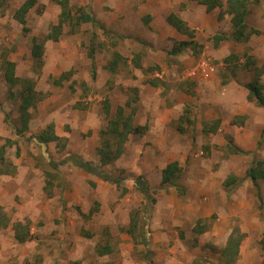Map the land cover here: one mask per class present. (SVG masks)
Returning a JSON list of instances; mask_svg holds the SVG:
<instances>
[{
	"label": "rangeland",
	"instance_id": "rangeland-1",
	"mask_svg": "<svg viewBox=\"0 0 264 264\" xmlns=\"http://www.w3.org/2000/svg\"><path fill=\"white\" fill-rule=\"evenodd\" d=\"M199 1L68 0L73 13L81 7L95 23L82 24L75 33L65 28L60 41L43 46L41 61L35 64L32 39L43 38L57 22L56 2L37 0V9L27 15L29 30L22 33L13 22L17 2L0 0V67L1 60L18 57L15 74L21 80L11 86L0 72V154L2 150L5 160L0 162V208L11 223H28L30 232V239L19 244L11 225L0 231V264H221L217 250H212L213 260L192 259V254L201 255L208 245L220 248L210 243L215 240L207 232L222 221L225 210L233 212L231 230L236 228L233 232L241 243L248 242V247L255 236L264 241V180L254 185L244 178L253 153L264 161V107L246 101L245 86L256 71L252 64L243 66L249 56L258 68L264 59V0L251 1L246 19L261 34L243 43L221 41L217 47L212 37L230 33V17L225 14L219 20L222 8L206 13ZM169 13L196 29V51L167 55L174 44L189 40L168 26ZM91 45L94 78L87 56ZM138 56L140 68L133 65ZM202 61L213 66L214 73L207 79L188 77ZM153 78L159 80L156 86L148 83ZM260 78L264 83V74ZM28 82L38 98L31 109L34 133L20 131L15 118L18 92ZM58 113L70 116L66 123L57 120ZM234 113L244 116L242 126L231 124ZM120 117L147 127L143 135H128L117 161L99 166L102 174L123 179L127 192L122 196L121 189L102 175L89 174L71 162L81 157L98 167V149L106 138L112 145L107 150L115 153L116 139L100 133ZM187 118L192 125L185 124ZM216 119L219 127L209 135ZM225 120L230 127L221 124ZM50 122L59 134H66V142L44 145L35 139L40 126ZM179 126H184V133L178 132ZM247 133L255 140L252 154H231L229 143L240 136L247 139ZM242 146L250 149V142ZM172 161L181 168L180 178L174 186H161L160 171ZM226 166L230 169L222 174ZM230 175L234 182L227 187L223 183ZM138 176L154 198L161 196L149 215L142 210L144 195L133 184ZM198 193L200 202H210L215 211L205 224L206 234L198 233L197 226H205L192 214ZM167 208L169 219L164 217ZM132 216L138 220L135 235L147 233L146 248L135 245L126 231ZM222 240L223 248L227 237ZM104 245L113 251L97 256L96 248Z\"/></svg>",
	"mask_w": 264,
	"mask_h": 264
},
{
	"label": "trees",
	"instance_id": "trees-1",
	"mask_svg": "<svg viewBox=\"0 0 264 264\" xmlns=\"http://www.w3.org/2000/svg\"><path fill=\"white\" fill-rule=\"evenodd\" d=\"M56 2V5L59 8V14L57 16V22L53 24L50 29L48 30L47 34L43 36L41 39L33 38L32 39V45L30 47V55L32 59L34 60L35 64L40 63L41 57L43 55V46L46 41H53L58 42L61 34L63 33L65 28H68L69 32L75 33L76 29L79 28L82 24L87 23H95V18L89 13L85 12L84 9L81 7L77 8L75 10V13L72 12V8L68 4V0H54ZM252 0H200L199 3L204 5L206 7V10L208 12L214 10L215 8H222L224 13H221L219 15V20L223 18V16L226 14L230 17V33L225 34L223 32L217 33L212 37L214 46L217 47L218 44L221 41H227L232 40L237 43H243L246 42L250 37L253 35H260L261 31L255 28H251L247 22L246 19L250 13L249 6ZM36 0H23L20 6L16 9L14 13V19L17 21L22 33H27L28 28L26 25V16L28 14V11L34 7ZM166 23H168L171 27H173L177 32L180 34L186 36L189 38L188 41H180L176 44H174L171 48V50L168 52V56H178L182 54L185 50H192L196 51L199 48V45L196 43V41L193 40L194 32L191 30L185 23L177 16L175 15H168L166 17ZM87 56L89 60L91 61V77L94 78V46H90L87 50ZM116 56V55H115ZM116 57H119L117 55ZM114 65L116 64V58L113 61ZM249 64H252V69H254L255 74L254 77L251 79L249 83L246 84V91H247V101L255 103L257 106L264 107V83L261 82L262 75L264 74V59L261 63V66L258 68L256 67V62L252 57H247L244 67H248ZM133 65L136 68H140V57H136V59L133 62ZM2 69H0V72L3 71L2 77L5 81V83H8L9 85L13 86L17 83H20L21 80L14 76V69L15 65L14 63L4 59L2 63ZM159 68H157L158 70ZM157 78H153L148 81V83L151 86H156L158 83ZM27 81H23V83H26ZM13 97V95H10ZM18 96L20 97V102L18 105V113L21 121V128L20 131H25L27 128V121L29 119V113L27 112V109L31 106H34L37 102L38 98L36 97V94L33 90H31L30 86H24L22 89L18 92ZM131 118H125L122 122H119L118 120L112 121L107 126L106 130L102 132L104 135H109L108 137H114L117 139L116 142V152L110 153L109 148L112 146L110 143V139L106 138L104 139V143L101 146L99 150L100 155V161L103 164H106L108 161L117 159L119 155L121 154V146L123 144V141H125L126 136L128 133H142V130L140 127L133 128L130 125ZM189 118L185 120V122H189ZM234 122V120H233ZM236 122V121H235ZM121 125H120V124ZM217 127V123H215L213 131H215V128ZM145 129V128H144ZM182 128L180 127L179 130ZM105 136V137H106ZM35 139L44 145H48L51 142L58 143L61 139L55 135L54 132V125L52 123L47 124L45 128L35 136ZM6 143L11 144L10 140H6ZM230 151H232L235 154H243V152L240 149H237L229 143ZM104 149H108L107 151H104ZM253 160L248 166V168L245 171L244 178L248 179L251 183L254 185H257L258 181L264 180V161L256 158L253 153ZM4 158H3V152L1 150L0 154V162L4 164ZM71 162L75 166H78L79 168L85 170V172L89 174H95V175H102V179L108 182L113 183L117 188L121 189V195L125 194L127 192L126 187H122L123 179L116 177V176H110L108 174H102L99 172V167L92 165L90 162L84 161L81 158L74 157L71 159ZM55 169V168H54ZM180 172L181 168L178 166L177 162H172L170 164H167L165 167H163L159 174V182L161 186H174L176 185V181L180 178ZM234 176H228V178L224 181L225 186H231L234 182ZM136 191H138L140 194L144 195V198L149 203H154V200L151 196V190L148 187L147 182L143 179V177L138 176L135 178L134 183ZM143 212L147 213L149 211V206L142 207ZM133 216L129 222L127 233L131 235L133 238L135 245H144V247H147V240L143 234L142 231L138 233L136 236V230H137V218H134ZM11 225V229L13 232V238L14 240L19 243L23 244L27 242L30 239V232H29V226L28 223H21L19 221L11 223L10 218L7 216V214L0 208V231L8 228ZM198 233H202L205 227L203 226H197ZM207 230V228H206ZM205 230V231H206ZM139 231V228H138ZM137 237V240H136ZM139 238V239H138ZM113 251L112 246L104 245L96 248V255L101 257L104 255H108ZM147 254H150V252H146ZM238 253V243L233 242V239L231 237V240L226 243L225 248L221 251V258L224 259L225 262H230L231 264L234 262L236 256ZM224 262V263H225ZM70 264H85L80 261H74Z\"/></svg>",
	"mask_w": 264,
	"mask_h": 264
},
{
	"label": "crops",
	"instance_id": "crops-1",
	"mask_svg": "<svg viewBox=\"0 0 264 264\" xmlns=\"http://www.w3.org/2000/svg\"><path fill=\"white\" fill-rule=\"evenodd\" d=\"M15 3L17 2V5L15 4V6H16V8H15V10H12V11H14V13H15V11H16V9L20 6V4L22 3V1L23 0H13ZM36 5H37V0H36V2H35V5H34V7H32L29 11H28V14L30 15L32 12V10H36L37 9V7H36ZM202 5V4H201ZM204 6V5H203ZM204 8H205V11H206V13H207V10H206V7L204 6ZM29 12H31V13H29ZM27 14V15H28ZM171 13H169L168 15H170ZM167 15V16H168ZM166 16V17H167ZM13 19H14V14H13ZM166 19V18H165ZM15 20V19H14ZM14 23L15 22H17L16 20L15 21H13ZM26 22H27V16H26ZM17 24V23H16ZM168 24V23H167ZM168 26H170L169 24H168ZM171 27V26H170ZM189 28H191L190 26H188ZM173 30H174V33L175 34H177V33H179V32H177L173 27H171ZM195 29V28H194ZM193 28H191V30H194ZM196 30V29H195ZM20 31H21V29H20ZM180 34V33H179ZM63 35V33L61 34V36ZM180 35H182V34H180ZM61 36H60V38H59V41H60V39H61ZM30 41H31V39H30ZM55 43V42H53V41H46L45 43H44V47H45V45L46 44H48V43ZM31 45H32V42H31ZM43 53H44V51H43ZM16 58H18V57H16ZM7 59L8 61H10V62H12V63H14V65H15V69H14V76L15 77H17L16 76V74H15V70H16V67H17V65H16V63H18V60L17 59ZM32 58V57H31ZM2 63H3V61L1 60V67H2ZM90 65H91V62H90ZM94 66H95V64H94ZM1 67H0V69H1ZM3 74V73H2ZM64 74V73H63ZM62 75V74H61ZM3 78V77H2ZM5 82V81H4ZM26 86H30V88H31V90H33V91H36V89H35V87H34V84L32 83V82H28L27 84H25ZM22 89V88H21ZM38 94V93H37ZM15 96H13V98H14ZM247 93H246V96H245V99H246V101H247ZM249 102V101H248ZM34 107L33 106H31V107H29L28 109H27V112L29 113V119H28V121H27V128L25 129V131H27V130H30L31 132H33L34 133V130H32V128H31V109H33ZM18 107L15 109V111H16V113L18 114L15 118L16 119H18L19 120V122H20V128H21V121H20V117H19V113H18ZM41 111H43V113L45 112V110H41ZM45 114H46V112H45ZM56 115H58V117H59V119H57V120H59L60 122H63V123H66V121H67V118L68 117H70L68 114H66V115H64V113H58V114H56ZM237 114L236 113H234L233 114V118H232V120H231V124L233 125V126H235V125H238L239 124V127L240 126H242L243 124H244V116H236ZM120 116V115H119ZM18 117V118H17ZM126 118H128V117H126ZM115 120H118L119 122H122L123 120H125V118H123V119H121V117H120V119H115ZM115 120H113V121H115ZM190 121L189 122H185V124H187V125H192L193 124V121L191 120V119H189ZM233 120H234V122H233ZM52 121H54V120H52ZM236 121V122H235ZM55 122V121H54ZM54 122H50V123H54ZM112 122V121H111ZM50 123H44V124H42V126H40V129L38 130V132H37V134L36 135H38L44 128H45V126L47 125V124H50ZM110 123V122H109ZM214 126H215V123H217V127L215 128V131H213V129H214V127L212 128V129H210L208 132H210L209 133V135H212V132L214 133V132H216L217 131V129H218V127H219V119H216L214 122ZM226 124V125H228L229 127H230V122L228 121V120H225L224 122H221V124ZM120 124V123H119ZM121 125V124H120ZM130 125H131V127H133V128H136V127H140L141 128V130H142V133H133V132H130V133H128L127 134V136H126V139H125V141H123V144H122V146H121V153L123 152V145H124V143L126 142V140H127V138H128V135H137V134H141V135H143L145 132H146V130H147V127L146 126H134L133 124H132V122H131V120H130ZM186 125V126H187ZM194 125H195V123H194ZM55 126V125H54ZM185 126V127H186ZM57 126H55L54 127V132H55V135L57 136V137H59L61 140L60 141H65L66 142V134H65V136H63V134L64 133H62V134H59V131L57 130L56 131V128ZM182 128L181 130H179V128ZM145 128V129H144ZM184 126L182 127V126H179L178 127V132L179 133H184ZM208 130V129H207ZM207 130L205 129L204 131L205 132H207ZM103 131H105V130H102L101 131V136L103 135L102 134V132ZM201 131V130H200ZM247 135V139H245V140H242L241 139V136L240 137H237V136H235V138L237 137L238 139H235L233 142H234V144H231V146H233V147H235V148H237V149H240L242 152H243V154H235V153H233L232 151H230V148H229V152L231 153V154H235V155H248V154H252V153H250V152H252V147L255 145V140L254 139H252L251 138V136L247 133L246 134ZM114 137H111V140L113 139ZM116 139V138H115ZM101 140H102V138H101ZM116 141H117V139H116ZM101 142H103V140L101 141ZM112 142V141H111ZM248 142H250V149H245L243 146H242V144L243 145H247V143ZM52 143H55V142H51L50 144H52ZM100 148L101 147H99V149H98V159H99V165H98V167L99 166H105V165H108V164H111V163H113V162H115V161H117L118 160V158L120 157V155H119V157L117 158V159H114V160H111V161H108L106 164H103L101 161H100V155H99V150H100ZM78 158H81V157H78ZM82 159V158H81ZM83 160V159H82ZM172 162H176V161H172ZM172 162H170V163H172ZM91 163V162H90ZM170 163H168V164H170ZM92 164V163H91ZM92 165H94V164H92ZM96 166V165H95ZM76 167H78V166H76ZM79 168V167H78ZM81 169V168H80ZM229 169H230V166H226L225 167V169H224V171H223V173L222 174H225V173H227L228 171H229ZM221 174V175H222ZM223 185H225V182L223 183ZM149 187V186H148ZM197 187L199 188V189H201V187H200V185L198 184L197 185ZM228 187V186H227ZM117 188V187H116ZM138 192V191H137ZM139 193V192H138ZM140 194V193H139ZM123 195V194H122ZM121 195V192H120V196H122ZM142 195V194H141ZM143 196V195H142ZM151 196H152V198H153V200H154V203H149V202H147V204H144V200H143V203H142V205H144V206H149V212H147V213H145V215H149V213H150V211L152 210V206L155 204V202L156 201H158V200H160L161 199V196H160V194L159 195H157L155 198H154V196H153V193L151 192ZM195 204H196V207L192 210V214H193V217L195 218V219H197L198 221H197V223L199 222H201V223H203V225L205 226V229L203 230V232L202 233H204L205 232V230H206V228H208L207 227V225H205L208 221H209V219H210V217L215 213V211L214 210H212V207H211V205H210V202H205V201H201L200 202V199H199V193H198V195L195 197ZM166 210V211H165ZM163 212H164V217L165 218H167V219H169L170 218V216L171 215H169L171 212H170V210H168V208L167 209H165ZM180 210H181V208H180ZM179 210V211H180ZM187 212V211H186ZM133 212H131L130 214H132ZM233 214V212H230L229 213V211L227 212L226 210L225 211H222V218H220L222 221H220V220H218V221H216L215 223H213V225L211 226V231L210 232H207L208 233V235L209 234H211L212 233V236L214 237V242L212 241V242H210L211 244H213V246L216 244H218V245H220V246H218V247H220V248H214V247H212V246H209L208 245V248H206L204 251H203V253H201V255L199 254V253H197V252H194L192 255H193V257H192V259L193 258H199V259H202V257H205V258H208V259H210V260H213L215 257L213 256L214 255V252L212 253V250L214 249V250H217L216 252L217 253H219V252H221L224 248H225V246L222 248V242H223V238H226L227 237V242H229L230 240H231V237H232V239H233V242H237L238 243V253H237V256H236V258H235V260H234V262L232 263V264H264V241H262V240H257V239H260V237L258 238V236L256 237H254V238H251L250 240H248V241H251L252 239H253V241H251V242H249V244H248V247L246 246V244L248 243V242H243V243H241L242 242V240H241V237H239L238 235H236V233H234L233 232V230H235L236 228L235 227H233V229L231 230V227H232V225H233V223L231 222L232 221V218H231V215ZM221 215V214H220ZM129 217V216H128ZM133 217V216H132ZM131 217V218H132ZM175 222H176V220H175ZM178 225V224H177ZM143 226H144V224H143ZM163 226V225H162ZM161 226V227H162ZM210 228V227H209ZM142 232H143V234H144V236H145V238H146V240H147V242H149L148 241V238L146 237V235H147V233H145V231H143L142 230ZM193 232L196 234V231L193 229ZM201 233V234H202ZM204 234H206V233H204ZM244 234V233H243ZM223 237V238H222ZM216 240H218L217 242H216ZM256 240L258 241V242H256ZM263 243V244H262ZM242 244V245H241ZM212 247V248H211ZM222 248V250L220 251V249ZM219 251V252H218ZM216 253V254H217ZM160 255V253L157 255V256H159ZM220 258H219V261L221 262V264H231L230 262H225L224 261V259H222L221 258V256H219ZM159 259H160V261H162L163 260V258L160 256V257H158ZM225 262V263H224ZM171 263H174V260L173 261H171ZM201 263V262H200Z\"/></svg>",
	"mask_w": 264,
	"mask_h": 264
},
{
	"label": "built area",
	"instance_id": "built-area-1",
	"mask_svg": "<svg viewBox=\"0 0 264 264\" xmlns=\"http://www.w3.org/2000/svg\"><path fill=\"white\" fill-rule=\"evenodd\" d=\"M215 71V68L211 66L208 62L202 61L198 66L190 69L187 73L190 78H202L207 79L210 75H212Z\"/></svg>",
	"mask_w": 264,
	"mask_h": 264
}]
</instances>
